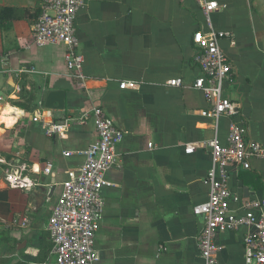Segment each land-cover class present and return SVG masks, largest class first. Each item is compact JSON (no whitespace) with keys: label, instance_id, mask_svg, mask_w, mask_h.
I'll return each instance as SVG.
<instances>
[{"label":"crops","instance_id":"crops-1","mask_svg":"<svg viewBox=\"0 0 264 264\" xmlns=\"http://www.w3.org/2000/svg\"><path fill=\"white\" fill-rule=\"evenodd\" d=\"M216 1L227 7L212 15L213 27L232 34V40L220 42L233 64V82L226 83L223 96L240 103L235 120L248 128L253 140L264 143V0ZM85 2L76 23L85 57L86 89H80L65 63V47L34 43L41 0H0V149L11 155L3 157L0 151L6 161L1 169L25 167L24 176L39 184L31 192L21 190L23 204L8 201L1 214L6 224L14 219L0 230V264L53 261L46 232L51 210L66 172L84 163L79 153L96 142L97 133L91 120L73 122L62 136L52 137L43 124L79 119L95 107L125 133L118 146L120 165L107 174L114 186L103 192L98 264H204L198 237L205 220L193 208L208 199L212 156L208 148L197 147L191 155L185 148L214 138L226 145L231 119L203 117L211 103L194 88L202 72L194 61L193 36L207 31L202 8L198 0ZM176 79L183 81L182 87L168 84ZM125 82L139 87L122 89ZM24 90L35 94L30 111L13 105ZM54 90L66 93L63 111L44 107ZM8 109L11 115L4 114ZM35 114L43 123L33 122ZM64 152L74 155L64 157ZM50 163L52 173L46 175ZM0 187L11 189L2 180ZM229 188L243 200H264V160H254L250 170L231 169ZM40 190L47 195L54 190L52 199L44 200ZM50 205L47 220L29 217H39ZM231 208L244 214L238 204ZM24 218L30 221L27 228L12 224ZM246 232L242 228L217 234L218 264H245Z\"/></svg>","mask_w":264,"mask_h":264},{"label":"built area","instance_id":"built-area-1","mask_svg":"<svg viewBox=\"0 0 264 264\" xmlns=\"http://www.w3.org/2000/svg\"><path fill=\"white\" fill-rule=\"evenodd\" d=\"M42 10L33 31L34 43L39 46L60 44L65 47L64 60L73 79L80 89H86L84 74L85 57L80 52L77 37L78 13L86 6L85 0H41ZM207 25V31H197L193 36L195 48L194 61L202 72V77L194 83L211 103V109L202 116L214 121L222 117L231 119L226 145L217 138L199 145H187L185 152L194 154L197 147L208 148L212 156V167L206 176L209 186L208 199L193 208L195 216L203 217L205 225L198 237L200 255L204 264H218L221 248L216 244L219 232L239 231L246 228L244 236L245 264H264V200L246 199L234 196L229 188L230 170H250L254 160H264V143L253 140L248 128L235 120L239 114L240 103L223 96L226 83L233 82V64L222 50L223 39L232 40L229 32L214 29L212 15L226 9L216 0H198ZM172 87H182L181 79L171 80ZM122 89L136 90L134 82H125ZM94 123L97 140L88 149L79 153L84 163L66 172L62 192L51 210L47 232L52 243L51 264H98L100 253L96 248V235L103 220L105 200L104 189L112 187L107 179L108 172L120 165L118 146L123 142L125 133L106 115L100 107L79 119L64 118L59 122L45 123L47 136H62L70 124L87 121ZM33 122H42L41 115L35 114ZM152 148V145H149ZM74 152H64V157H72ZM6 161L0 159V178L5 186L31 192L39 184L24 176L25 167L18 170H3ZM50 163L44 174L52 173ZM33 171H35L33 169ZM238 204L244 214L231 208ZM13 225L27 228L28 218L12 221ZM11 224V225H12Z\"/></svg>","mask_w":264,"mask_h":264},{"label":"rangeland","instance_id":"rangeland-1","mask_svg":"<svg viewBox=\"0 0 264 264\" xmlns=\"http://www.w3.org/2000/svg\"><path fill=\"white\" fill-rule=\"evenodd\" d=\"M3 140V139H2ZM1 151V156L3 157H10L11 158V155H9L7 152L5 151ZM1 178H4V175H2ZM2 190H5V191H2ZM0 191L3 192V194L0 195V204L1 205H4L5 208H0V230H2L12 219H14V217L11 219V220H8V223L6 224L5 221L1 220V214L3 213H6V206H9V203L10 201L11 202H14L16 204H23V200H24V197H25V193L22 192L20 189L19 190H6V187H0ZM10 199V200H9ZM9 201V203H7ZM2 207V206H1ZM51 207V205L46 209L44 210L43 212L40 213L39 217L36 216L35 214H28L29 217L33 218V219H37V221L39 220H47V212H48V209ZM3 209V210H2Z\"/></svg>","mask_w":264,"mask_h":264},{"label":"water","instance_id":"water-1","mask_svg":"<svg viewBox=\"0 0 264 264\" xmlns=\"http://www.w3.org/2000/svg\"><path fill=\"white\" fill-rule=\"evenodd\" d=\"M44 107L47 110L63 111L66 107V93L60 90L49 92L45 98ZM36 109L37 108L35 107L33 111H35ZM42 191L44 200L49 201L52 199L54 190H51L50 194L48 195L46 194V190H40V192ZM36 192H38V190H36ZM18 250H20V247L18 248Z\"/></svg>","mask_w":264,"mask_h":264},{"label":"trees","instance_id":"trees-1","mask_svg":"<svg viewBox=\"0 0 264 264\" xmlns=\"http://www.w3.org/2000/svg\"><path fill=\"white\" fill-rule=\"evenodd\" d=\"M11 10H13V9H11ZM0 14L1 15L4 14V9H0ZM34 99H35V94L33 91L24 90V92H22V96L20 97V99L17 101H14L13 105L16 107L22 108L26 111H30L32 109V104H33ZM1 177H2V175L0 174V178ZM47 234L50 238V235L48 232H47ZM51 247H52V243H51ZM15 249L16 248L14 247L13 250H15Z\"/></svg>","mask_w":264,"mask_h":264},{"label":"bare ground","instance_id":"bare-ground-1","mask_svg":"<svg viewBox=\"0 0 264 264\" xmlns=\"http://www.w3.org/2000/svg\"><path fill=\"white\" fill-rule=\"evenodd\" d=\"M12 112H13L12 109H8V110H6V111L4 112V114L11 115Z\"/></svg>","mask_w":264,"mask_h":264}]
</instances>
